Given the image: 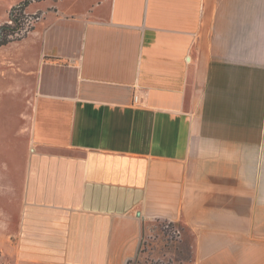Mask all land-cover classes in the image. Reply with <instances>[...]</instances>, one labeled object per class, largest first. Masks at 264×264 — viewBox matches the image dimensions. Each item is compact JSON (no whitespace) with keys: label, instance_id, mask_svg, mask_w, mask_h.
I'll return each mask as SVG.
<instances>
[{"label":"crops","instance_id":"crops-1","mask_svg":"<svg viewBox=\"0 0 264 264\" xmlns=\"http://www.w3.org/2000/svg\"><path fill=\"white\" fill-rule=\"evenodd\" d=\"M22 1L0 0V22ZM26 13L41 16L11 43L31 98L0 264H128L162 222L183 227L179 264H264V0Z\"/></svg>","mask_w":264,"mask_h":264},{"label":"rangeland","instance_id":"rangeland-1","mask_svg":"<svg viewBox=\"0 0 264 264\" xmlns=\"http://www.w3.org/2000/svg\"><path fill=\"white\" fill-rule=\"evenodd\" d=\"M8 21L9 15L5 21L0 22V26ZM32 23L34 20L31 18L25 22L24 27L27 28ZM20 40L0 46V195L8 194L12 203H15L17 183L20 179L17 174L20 169V126L22 125L20 104L24 102L27 104V100L31 98V96H20L18 47L11 44ZM182 228L167 222L154 226L153 234L144 241L143 245V249L148 250V253L134 264H179L182 259H188L190 247L186 238H181Z\"/></svg>","mask_w":264,"mask_h":264},{"label":"trees","instance_id":"trees-1","mask_svg":"<svg viewBox=\"0 0 264 264\" xmlns=\"http://www.w3.org/2000/svg\"><path fill=\"white\" fill-rule=\"evenodd\" d=\"M34 0H24L17 5H14L9 12V21L0 26V46L6 45L12 41L20 40L26 36L27 32L33 29L34 23L29 24L27 28L24 27L25 22L34 20V22L40 18L41 13L27 14L26 7L30 2ZM25 29L23 32H20ZM139 259L132 260L128 264L138 263Z\"/></svg>","mask_w":264,"mask_h":264},{"label":"built area","instance_id":"built-area-1","mask_svg":"<svg viewBox=\"0 0 264 264\" xmlns=\"http://www.w3.org/2000/svg\"><path fill=\"white\" fill-rule=\"evenodd\" d=\"M138 99H139V97L136 95V96H135V100L138 101Z\"/></svg>","mask_w":264,"mask_h":264}]
</instances>
